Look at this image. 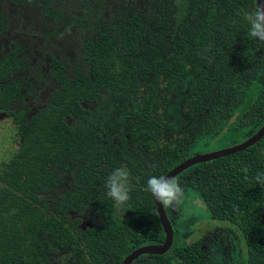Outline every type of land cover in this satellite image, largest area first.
<instances>
[{
	"label": "trees",
	"instance_id": "16d2710c",
	"mask_svg": "<svg viewBox=\"0 0 264 264\" xmlns=\"http://www.w3.org/2000/svg\"><path fill=\"white\" fill-rule=\"evenodd\" d=\"M36 1L42 5L51 2ZM162 2L158 9L169 11V20L167 12H154V3L148 12L127 10L101 27L94 38L81 43L79 62L69 72L63 60L51 57L47 75L55 88L33 112L26 113L22 104L17 105L22 89L3 76L14 55L0 58V108L13 119L20 139L17 151L0 170V264H47L49 250L66 243L71 244L67 245L71 252H87L94 264H119L133 249L162 242L150 193L144 195L131 187L130 200L116 206V211L105 188L112 169L102 166L108 164L111 152L94 139L96 131L111 126L122 115L133 123L130 143L148 147L150 132L143 123L150 99L146 104L137 101L136 79L127 77L128 69L149 71L154 66L157 73L169 75L175 82L186 65H193L197 94L193 104L200 112L192 122L184 123L188 128L182 133L185 140L160 151L157 170L164 168V172L157 174L163 176L186 158L195 138L210 132L216 121L227 115L236 103L240 85L252 73L253 49L264 51V43L246 29L234 31L226 13L239 7L240 0H189L170 43V0ZM206 38L213 39L208 44L212 58L198 65L194 55ZM148 86L152 95L153 86ZM118 95L125 98L124 104L113 99ZM244 119L254 126L249 137L264 122L262 107L253 106ZM122 147L113 163L118 167L124 164L132 178L138 171ZM188 171V182L204 197L214 220L235 235L238 264H264V186L254 180L257 173H264V135L241 151L193 164L174 178ZM65 180L70 187L61 189ZM98 185L104 189L102 194L94 189ZM39 195H46V201ZM88 208L99 221L83 229L76 227L78 221L73 216ZM163 254L172 264H207L195 241L172 242L164 253L143 255L160 260ZM82 263L80 256L71 264Z\"/></svg>",
	"mask_w": 264,
	"mask_h": 264
},
{
	"label": "rangeland",
	"instance_id": "374dc122",
	"mask_svg": "<svg viewBox=\"0 0 264 264\" xmlns=\"http://www.w3.org/2000/svg\"><path fill=\"white\" fill-rule=\"evenodd\" d=\"M162 1L165 2V0H51L49 4L42 5L36 0H0V58L7 55L9 57L10 53L14 55L3 76L6 80L16 81L22 89V97L17 105L22 104L28 113L45 103L46 97L55 88L54 81L47 75L51 57L63 60L69 72L79 62L78 52L81 43L94 38L101 27L108 26L114 18L120 17L127 10L148 12L151 9L150 4L154 3L157 7L154 12H167L169 20V11L158 9ZM188 2L189 0H170L167 3L173 25V30L167 36L169 43L175 38L174 30L182 21ZM254 2L255 0H240L239 7L226 13L230 16L234 31H242L244 28L246 33H249V27L242 19L241 10L254 11ZM212 41V38H206L196 50L193 60H196L198 65H201V62L207 64L211 60V48L208 44ZM146 53L149 56L150 53ZM128 57H130L128 64L131 65V55ZM251 61L254 63L252 73L240 85L236 103L226 116L216 121L210 132L195 138L188 148L186 158L229 147L246 139L254 126L247 125L244 116L253 106L262 107L264 115V51L254 48ZM191 63L186 65L185 71L175 82L169 75L157 73L154 66L149 71L140 67L128 69L127 77L133 76L136 79L134 82L138 89L137 101L146 104L150 99L149 111L143 123V127L146 126L150 132V137L146 140L147 148L130 143L133 123L128 117L118 115L111 126L95 130L94 139L98 145L107 147L111 152L108 164L103 162L102 166L108 167V170L120 166L114 164L113 159H116L124 146L138 171L131 178L130 186L144 195L149 193L143 190L148 178L153 175L160 176L157 171L164 172V168L157 170L159 164L161 166L160 151L185 140L182 133L188 128L184 123L192 122L200 112L193 104L197 94L193 89L195 76L191 72L193 69ZM121 66L124 67L125 63ZM148 85L153 86L152 95H149ZM146 97L148 99L143 102ZM115 98L120 105L126 102L122 95L113 99ZM17 131L9 113L0 108V170L17 151L20 140ZM188 138L190 139L189 136ZM190 174L188 171L175 177L185 191V199L179 208L167 209L168 219L174 231L172 242L175 245L192 241L199 243L207 264H238L239 251L235 235L228 226L214 220L204 197L194 184L188 182ZM64 183L61 189L70 187L66 180ZM98 187L99 185L94 188L95 191L102 194L104 189ZM38 197L46 201V195ZM112 203L116 209L113 201ZM118 215L122 213L118 212ZM75 217L78 221L76 227L81 229L88 222L99 221L98 215L92 214L89 208L73 216ZM71 235L74 236L75 233L72 232ZM67 245L71 244L57 245L49 250L47 264H71L80 256L83 259L82 264H94L87 252L82 249L71 252ZM134 263L172 264V260L167 254H163L160 260L141 255Z\"/></svg>",
	"mask_w": 264,
	"mask_h": 264
},
{
	"label": "clouds",
	"instance_id": "9594fccd",
	"mask_svg": "<svg viewBox=\"0 0 264 264\" xmlns=\"http://www.w3.org/2000/svg\"><path fill=\"white\" fill-rule=\"evenodd\" d=\"M243 21L249 27V35L259 42H264V0H259L254 11L241 10ZM247 172V169H243ZM258 185L264 186V173L254 177ZM130 172L126 166L117 167L108 175L105 188L106 195L121 207L130 200ZM149 192L159 204L169 210H175L184 202L185 191L180 181L174 177L156 176L148 178L143 189Z\"/></svg>",
	"mask_w": 264,
	"mask_h": 264
},
{
	"label": "water",
	"instance_id": "95a60500",
	"mask_svg": "<svg viewBox=\"0 0 264 264\" xmlns=\"http://www.w3.org/2000/svg\"><path fill=\"white\" fill-rule=\"evenodd\" d=\"M258 2L259 0H255V7L257 6ZM263 135H264V122L253 134H251L249 137L242 140L241 142L212 152H207V153H202L187 157L183 161L172 167L170 170H168L163 176L174 177L183 169L193 164L205 162L211 159L229 155L237 151H241L249 147L250 145L254 144L255 142H257ZM153 203L163 232L162 242L159 244H145L133 249L121 260L119 264H130L132 260H134L137 256L141 254H161L164 253L170 247L173 239V230L171 224L167 218L164 208L159 204L158 201L154 199V197H153Z\"/></svg>",
	"mask_w": 264,
	"mask_h": 264
},
{
	"label": "flooded vegetation",
	"instance_id": "af4514ba",
	"mask_svg": "<svg viewBox=\"0 0 264 264\" xmlns=\"http://www.w3.org/2000/svg\"><path fill=\"white\" fill-rule=\"evenodd\" d=\"M165 212H166V215H167V218H168V212H167V209H165ZM77 215H78V214H77ZM168 220H169V219H168ZM89 225H90V222H88L86 226L89 227ZM84 227H85V226H83L82 229H83ZM141 255H143V254H141ZM141 255H139V256H141ZM139 256H137V257H139ZM137 257H136V258H137Z\"/></svg>",
	"mask_w": 264,
	"mask_h": 264
}]
</instances>
